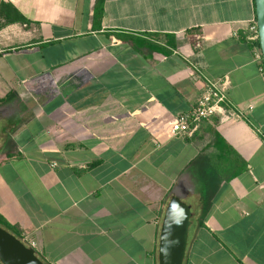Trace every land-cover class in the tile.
I'll return each instance as SVG.
<instances>
[{
  "label": "crops",
  "instance_id": "0c3cea01",
  "mask_svg": "<svg viewBox=\"0 0 264 264\" xmlns=\"http://www.w3.org/2000/svg\"><path fill=\"white\" fill-rule=\"evenodd\" d=\"M5 1L26 19L0 23V108L14 118L0 120V213L38 253L51 264H158L179 194L193 210L184 264H264L255 0H105L101 20L96 0ZM202 73L227 77L243 115L174 133Z\"/></svg>",
  "mask_w": 264,
  "mask_h": 264
},
{
  "label": "water",
  "instance_id": "95a60500",
  "mask_svg": "<svg viewBox=\"0 0 264 264\" xmlns=\"http://www.w3.org/2000/svg\"><path fill=\"white\" fill-rule=\"evenodd\" d=\"M259 41L264 62V0H255ZM193 210L179 194L166 206L159 235L158 264H184ZM0 261L3 264H47L35 246L0 224Z\"/></svg>",
  "mask_w": 264,
  "mask_h": 264
},
{
  "label": "built area",
  "instance_id": "2783aa9c",
  "mask_svg": "<svg viewBox=\"0 0 264 264\" xmlns=\"http://www.w3.org/2000/svg\"><path fill=\"white\" fill-rule=\"evenodd\" d=\"M247 28V38L259 40L257 17L251 19ZM256 57L263 62L260 44L256 48ZM194 66L199 70L198 65L195 64ZM262 69L264 71V64L262 65ZM202 74L203 83L197 101L189 110L181 112L175 117L172 123V131L174 133L192 132L202 120L208 119L219 112H227V116L243 115V111L237 109L229 96L227 77L212 78L206 73ZM25 240L28 244L34 246L35 242L33 240Z\"/></svg>",
  "mask_w": 264,
  "mask_h": 264
},
{
  "label": "trees",
  "instance_id": "16d2710c",
  "mask_svg": "<svg viewBox=\"0 0 264 264\" xmlns=\"http://www.w3.org/2000/svg\"><path fill=\"white\" fill-rule=\"evenodd\" d=\"M104 3H105V0H96L95 1L94 16L98 20H101L103 14H104ZM7 7H11L10 10ZM1 18H4V20L0 21V23L4 24V25L7 24V23H10V22L19 21V20H25L26 19V17H24V15L14 6V4H12L9 1H5V0H0V20H1ZM256 43L258 45V44H260V41L257 40ZM14 95H15V93H10L6 97L2 98V100L3 101L8 100L11 97H13ZM2 122H3L1 124L2 127L3 126L4 127H9V126H11L12 123H14V118H5V119H3ZM208 204L209 203L206 201L205 205H204V208H203L202 217H201L202 221L204 220L205 215L207 213L208 206H209ZM0 224L4 225L5 227H7L11 231H13L16 235H18L22 239H24V240L26 239L23 230L20 227H18L17 225L11 223L1 213H0ZM41 257L43 258V256H41ZM43 259L45 260V258H43ZM45 261H46L47 264H51L47 260H45Z\"/></svg>",
  "mask_w": 264,
  "mask_h": 264
},
{
  "label": "rangeland",
  "instance_id": "374dc122",
  "mask_svg": "<svg viewBox=\"0 0 264 264\" xmlns=\"http://www.w3.org/2000/svg\"><path fill=\"white\" fill-rule=\"evenodd\" d=\"M0 105H1V102H0ZM9 111H6V113H3L2 112V110H1V108H0V120H1V118L2 119H5V118H7L9 115ZM198 206L196 205V207H195V214L197 215L198 214Z\"/></svg>",
  "mask_w": 264,
  "mask_h": 264
}]
</instances>
